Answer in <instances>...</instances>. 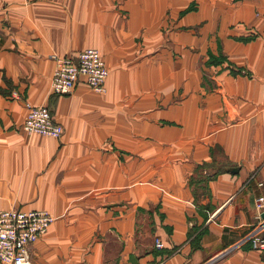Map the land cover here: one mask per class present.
Listing matches in <instances>:
<instances>
[{"label": "crops", "instance_id": "0c3cea01", "mask_svg": "<svg viewBox=\"0 0 264 264\" xmlns=\"http://www.w3.org/2000/svg\"><path fill=\"white\" fill-rule=\"evenodd\" d=\"M85 49L105 92L53 96ZM25 103L62 136L27 135ZM261 194L264 0H0V206L55 219L32 264H264Z\"/></svg>", "mask_w": 264, "mask_h": 264}, {"label": "built area", "instance_id": "2783aa9c", "mask_svg": "<svg viewBox=\"0 0 264 264\" xmlns=\"http://www.w3.org/2000/svg\"><path fill=\"white\" fill-rule=\"evenodd\" d=\"M54 62L55 67L50 79V91L53 96L70 95L80 83L97 94L105 92L109 71L98 50L85 49L74 57H54ZM25 109L23 130L27 135L51 139H59L62 136L61 125L53 119L47 107L25 103ZM254 206L257 222L244 240L252 250L264 251L263 194L255 198ZM53 222V216L47 211L4 209L0 206V264H32L30 249L46 234ZM154 246L157 250L163 248L159 240L154 242ZM222 256L224 255L216 258L214 262Z\"/></svg>", "mask_w": 264, "mask_h": 264}, {"label": "rangeland", "instance_id": "374dc122", "mask_svg": "<svg viewBox=\"0 0 264 264\" xmlns=\"http://www.w3.org/2000/svg\"><path fill=\"white\" fill-rule=\"evenodd\" d=\"M77 54H78V53H77ZM77 54H76V55H77ZM107 78H108V77H107ZM22 128H23V127H22ZM53 218H54V217H53ZM54 221H55V219H54ZM53 223H54V222H53ZM50 227H51V226H50ZM48 230H49V229H48ZM46 233H47V232H46ZM156 240H158V239H155V241H156ZM155 241H154V242H155ZM159 241H160V240H159ZM154 247H155V246H154ZM155 249H156V248H155ZM162 249H163V248H162ZM217 258H218V257H217ZM214 260H215V259H214ZM214 260H213L212 262L208 263V264H213V263H214Z\"/></svg>", "mask_w": 264, "mask_h": 264}, {"label": "water", "instance_id": "95a60500", "mask_svg": "<svg viewBox=\"0 0 264 264\" xmlns=\"http://www.w3.org/2000/svg\"><path fill=\"white\" fill-rule=\"evenodd\" d=\"M229 172L230 173H236L237 172V169H229ZM262 216L264 217V214Z\"/></svg>", "mask_w": 264, "mask_h": 264}]
</instances>
